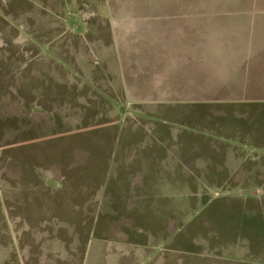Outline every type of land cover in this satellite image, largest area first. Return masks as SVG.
<instances>
[{
    "label": "rangeland",
    "instance_id": "1",
    "mask_svg": "<svg viewBox=\"0 0 264 264\" xmlns=\"http://www.w3.org/2000/svg\"><path fill=\"white\" fill-rule=\"evenodd\" d=\"M202 2L0 0V264H264V69L233 99L154 79L149 21Z\"/></svg>",
    "mask_w": 264,
    "mask_h": 264
},
{
    "label": "crops",
    "instance_id": "2",
    "mask_svg": "<svg viewBox=\"0 0 264 264\" xmlns=\"http://www.w3.org/2000/svg\"><path fill=\"white\" fill-rule=\"evenodd\" d=\"M260 2L262 0H253L249 10L245 11L249 12L247 16L253 15V21L247 19V23L235 19H224L233 16V14H226L231 11H223L225 4L228 9L236 11L233 8V0H203L198 12L189 10L179 14L184 17L182 21L178 15L180 22L178 18H176L177 22L172 21L175 16L165 13L154 14L149 23L153 27L155 41L153 51L156 60L152 65L155 81L164 78L174 79L176 98L189 97L199 100L237 98L235 95L239 91L235 89V84L231 85L233 89L231 91L229 87H226V83L222 85V82H230L233 76L234 81H237L236 78L250 79L257 68L264 69V37L255 38L253 36L255 42L249 44L252 27L260 29L264 36V10L258 6ZM195 14L199 15V18L192 16ZM225 20L231 27L241 28L247 25L249 32L236 34L228 32L226 36L223 24ZM227 38L230 40L228 41ZM233 38L242 40L244 44L233 42ZM133 67L135 65L129 66L130 74L137 71V68L133 70ZM139 73L140 71H137V75ZM119 74L121 77L124 75L123 72ZM182 79H184L183 83ZM176 80H181V82ZM116 83L119 87L121 86L118 89L126 98L144 99L134 95L135 89H130L128 82ZM220 93L221 96H218ZM162 98L169 97L163 96Z\"/></svg>",
    "mask_w": 264,
    "mask_h": 264
}]
</instances>
